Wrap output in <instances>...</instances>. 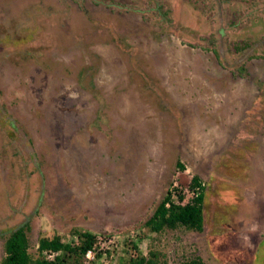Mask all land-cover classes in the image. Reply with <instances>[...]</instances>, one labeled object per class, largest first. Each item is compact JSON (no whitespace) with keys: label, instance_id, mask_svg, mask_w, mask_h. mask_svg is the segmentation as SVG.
I'll return each mask as SVG.
<instances>
[{"label":"rangeland","instance_id":"374dc122","mask_svg":"<svg viewBox=\"0 0 264 264\" xmlns=\"http://www.w3.org/2000/svg\"><path fill=\"white\" fill-rule=\"evenodd\" d=\"M195 176L204 231L150 233ZM30 218L113 240L86 264H264V0H0V263Z\"/></svg>","mask_w":264,"mask_h":264},{"label":"trees","instance_id":"16d2710c","mask_svg":"<svg viewBox=\"0 0 264 264\" xmlns=\"http://www.w3.org/2000/svg\"><path fill=\"white\" fill-rule=\"evenodd\" d=\"M178 166L183 170L185 168L180 163ZM190 187L198 194L187 204L181 203L183 197H180V202H176L174 200L177 197L176 193L168 191L155 209L153 216L145 223L150 233L161 234L167 230L174 231L182 227L197 233L204 231L206 189L197 176L193 177ZM30 222L31 218L9 233L4 247L6 255L0 264H86L88 261L86 255L94 249L97 251L96 258L102 256L97 246L98 235L83 229H74L69 241H65L57 233L53 236L45 235L39 239L37 251L32 253L28 236L31 231ZM138 245L132 244L137 255L123 260L122 264H168L166 255L161 251L150 250L148 255H144ZM50 255L54 256L48 258ZM181 264L206 263L201 258H193Z\"/></svg>","mask_w":264,"mask_h":264},{"label":"built area","instance_id":"2783aa9c","mask_svg":"<svg viewBox=\"0 0 264 264\" xmlns=\"http://www.w3.org/2000/svg\"><path fill=\"white\" fill-rule=\"evenodd\" d=\"M193 191V190H192ZM198 194V192L193 191V196L195 197ZM113 242V240H111L110 238H106V237H99L98 238V248H99V252L104 251L103 253L106 255L107 254V250L105 248H107L108 244H111ZM96 248V247H95ZM97 255V251L94 249L92 251H89L88 254L86 255V258L89 261H93L95 260V257ZM54 255H50L48 256V258H52Z\"/></svg>","mask_w":264,"mask_h":264},{"label":"clouds","instance_id":"9594fccd","mask_svg":"<svg viewBox=\"0 0 264 264\" xmlns=\"http://www.w3.org/2000/svg\"><path fill=\"white\" fill-rule=\"evenodd\" d=\"M6 255V254H5ZM3 260V259H2Z\"/></svg>","mask_w":264,"mask_h":264}]
</instances>
